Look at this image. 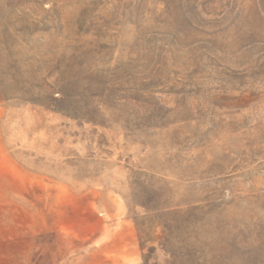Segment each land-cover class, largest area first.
I'll return each instance as SVG.
<instances>
[{
    "label": "rangeland",
    "instance_id": "1",
    "mask_svg": "<svg viewBox=\"0 0 264 264\" xmlns=\"http://www.w3.org/2000/svg\"><path fill=\"white\" fill-rule=\"evenodd\" d=\"M190 253L264 264V0H0V264Z\"/></svg>",
    "mask_w": 264,
    "mask_h": 264
},
{
    "label": "trees",
    "instance_id": "2",
    "mask_svg": "<svg viewBox=\"0 0 264 264\" xmlns=\"http://www.w3.org/2000/svg\"><path fill=\"white\" fill-rule=\"evenodd\" d=\"M171 222H174V220ZM174 227L177 229L179 234L184 235L187 238L189 237L190 239L197 240V236H193V231L191 228L192 226L189 222H185V224H183V226L181 228H177L176 226H174ZM170 228L168 227L166 229H170ZM193 228H196V226L193 225ZM162 241H163L162 245L164 247H166L165 249L167 251L169 248H167V246H165V245H169V243H170L169 237H166V238L164 237L162 239ZM167 252L171 255V257H175L171 250H168ZM190 254H193V253H190ZM195 256L196 255H194V254H193V256H189V258H186V262H188V264H202L203 262L200 260V258H195ZM204 264H205V262H204Z\"/></svg>",
    "mask_w": 264,
    "mask_h": 264
}]
</instances>
